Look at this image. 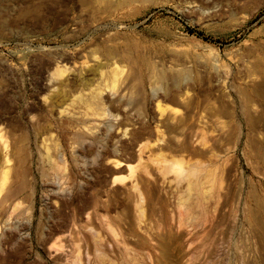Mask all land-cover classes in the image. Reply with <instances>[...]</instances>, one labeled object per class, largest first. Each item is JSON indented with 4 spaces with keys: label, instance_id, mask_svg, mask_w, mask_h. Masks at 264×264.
Here are the masks:
<instances>
[{
    "label": "rangeland",
    "instance_id": "obj_1",
    "mask_svg": "<svg viewBox=\"0 0 264 264\" xmlns=\"http://www.w3.org/2000/svg\"><path fill=\"white\" fill-rule=\"evenodd\" d=\"M263 152L264 0H0V264H264Z\"/></svg>",
    "mask_w": 264,
    "mask_h": 264
},
{
    "label": "bare ground",
    "instance_id": "obj_2",
    "mask_svg": "<svg viewBox=\"0 0 264 264\" xmlns=\"http://www.w3.org/2000/svg\"><path fill=\"white\" fill-rule=\"evenodd\" d=\"M261 156V155H260ZM262 159L264 161V152L262 154ZM6 176V173L3 174V178ZM256 207L261 210L260 214L255 212V210L251 213V219H253L254 224L256 227L260 229V231L264 232V204L263 202L259 201L256 203ZM259 214V216H258ZM264 239V238H263Z\"/></svg>",
    "mask_w": 264,
    "mask_h": 264
}]
</instances>
